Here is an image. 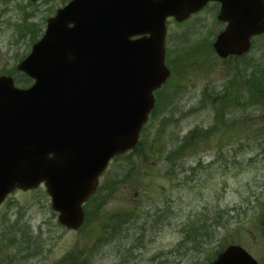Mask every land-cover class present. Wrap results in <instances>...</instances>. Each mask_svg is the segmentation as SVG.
<instances>
[{
    "label": "rangeland",
    "instance_id": "1",
    "mask_svg": "<svg viewBox=\"0 0 264 264\" xmlns=\"http://www.w3.org/2000/svg\"><path fill=\"white\" fill-rule=\"evenodd\" d=\"M68 1L0 0V76L28 48L24 27L39 38ZM204 22L200 32L199 24L167 21L171 77L138 148L110 162L98 196L83 206V225L60 226L43 187L15 192L0 210L1 264H21L26 247L23 264H209L232 244L264 264V49L256 44L240 60L200 55L211 49L201 38L213 24ZM252 64L254 85H244L237 104L214 99L246 84Z\"/></svg>",
    "mask_w": 264,
    "mask_h": 264
},
{
    "label": "water",
    "instance_id": "2",
    "mask_svg": "<svg viewBox=\"0 0 264 264\" xmlns=\"http://www.w3.org/2000/svg\"><path fill=\"white\" fill-rule=\"evenodd\" d=\"M211 0H71L48 19L18 70L28 89L0 77V203L14 189L44 184L58 223L75 230L82 204L110 159L133 149L169 77L165 21H181ZM221 2L228 21L213 48L221 58L248 50L256 22ZM264 238V227H263ZM210 264H257L229 246Z\"/></svg>",
    "mask_w": 264,
    "mask_h": 264
},
{
    "label": "flooded vegetation",
    "instance_id": "3",
    "mask_svg": "<svg viewBox=\"0 0 264 264\" xmlns=\"http://www.w3.org/2000/svg\"><path fill=\"white\" fill-rule=\"evenodd\" d=\"M226 1H232V2L236 3L235 5H233L231 7V8L235 9V13H232V12L229 13L227 15V18H231L233 15H235L236 18H240L241 17V11L245 9L248 11L249 17L254 19L252 22H256V26H255L254 33L251 34L249 37V47L245 53H243L241 55H235V54L229 55L225 59H221V60H226V59H230V58H235L236 60L237 59L238 60L244 59L245 57H247V55L249 53L252 52V50L255 48L256 44H262L261 49H264V0H225V2ZM220 10H221V2L211 0V1H208L205 5H203V7L199 11L189 15L186 19H183L181 21H177L175 18H170V19H168V21H171L178 26L181 24H184V23H189V22L199 24L200 25V32H201V28H203V21L209 22V18H210L211 24H213L211 27L212 30H209L205 35H203V37L201 38V41L208 42L211 45V49H210V51H207L204 53H201L199 51H196V53L203 55V56L204 55H207V56L211 55L210 57H213L212 55H215L216 57H218L217 54L215 53L214 49H213V45H214V42H215L216 38L218 37V35L221 34L223 31H225L228 24H229L228 21L218 19V16L220 14ZM205 15H207L208 17H206ZM204 17H206V20H202ZM208 22H206V23H208ZM192 28L194 29L195 25L191 24V31H192ZM23 30H24V32L27 33V35H31L30 41L27 45L28 48L26 49L25 52L20 54L24 58L28 55V53L31 50V47L41 37V35L43 33L40 35L39 38H35V32H33L32 26H29V29L27 27H24ZM193 32H197V30H194ZM262 55H264V51L262 52ZM19 62H20V60H18L17 63H15L14 66L11 67V71H12L11 73L4 74L5 76H9L12 78L13 84L16 87H21V84L19 83L20 82L19 78H22V80H26L24 78V76L17 71V66H18ZM253 65L254 64H252L250 67H253ZM167 67L171 72L170 67L168 65H167ZM255 72H256V70L253 67L251 70V76H252L251 79L249 78L250 76H247V77L245 76V79L242 78L243 81L244 80L246 81V84H244V83L241 85L235 84L229 88H225V92L222 93L221 95L215 97L214 99H219L220 102L224 101L225 103L223 105L229 104L232 106V104H237L239 95L242 94V92L244 93V88L246 89V87L244 85H246L248 87H250L249 85H252V86L254 85V74H255ZM241 75H242V73H241ZM247 84H249V85H247ZM157 92L154 93L155 104H156ZM240 101H242V100L240 99ZM212 102H213V99H212ZM247 102H249V100H247ZM242 118L240 120L241 122H243ZM217 119H219V118H217ZM211 130H212V128H211ZM193 139H194V136L192 137V141H193ZM196 171H197V168H193V167L191 168L192 176H194V173H196ZM39 187H43V185L39 186ZM96 191L100 192V188L99 189L97 188ZM15 192H22V191L16 189L12 193L7 195L6 198L3 200V202L0 204V210L5 206L9 197ZM96 196H97V193L93 197H96ZM0 214H1V211H0ZM26 245L28 246V244H26ZM235 245H237V244H235ZM25 249L28 253L23 258H21V264L26 262V259L29 260L31 258V255L29 253L30 248L26 247ZM18 261H19L18 258L12 259V258L8 257L5 259V264H18ZM256 261H257V264L260 263L259 260L256 259ZM3 262H4V260L2 261V264H3ZM0 264H1V262H0ZM80 264H82V263H80Z\"/></svg>",
    "mask_w": 264,
    "mask_h": 264
},
{
    "label": "trees",
    "instance_id": "4",
    "mask_svg": "<svg viewBox=\"0 0 264 264\" xmlns=\"http://www.w3.org/2000/svg\"><path fill=\"white\" fill-rule=\"evenodd\" d=\"M155 111V110H154ZM190 142V135H187V136H185L184 138H183V140H182V142H181V145L179 146V147H181L182 149L185 147V146H189V143ZM140 144H138V146H139ZM68 264H77V263H75L74 261H71V262H69ZM78 264H80V263H78Z\"/></svg>",
    "mask_w": 264,
    "mask_h": 264
}]
</instances>
